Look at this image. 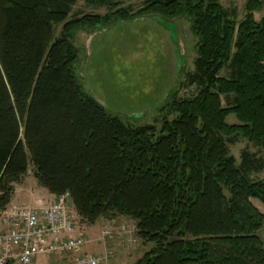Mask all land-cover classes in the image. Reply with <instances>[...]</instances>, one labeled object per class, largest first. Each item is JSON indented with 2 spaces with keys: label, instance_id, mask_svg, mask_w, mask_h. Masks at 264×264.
I'll use <instances>...</instances> for the list:
<instances>
[{
  "label": "trees",
  "instance_id": "1",
  "mask_svg": "<svg viewBox=\"0 0 264 264\" xmlns=\"http://www.w3.org/2000/svg\"><path fill=\"white\" fill-rule=\"evenodd\" d=\"M130 1L85 0L108 14L68 20L78 0H0V207L32 166L51 195L70 193L81 222L133 218L137 238L153 244L135 264H264L254 202L264 206V180L250 177L264 157L244 150L238 164L229 150L264 148L263 0H247L240 23L219 0L146 3L139 13L189 19L198 41L186 81L198 93L173 97L160 125L141 126L84 92L70 37L129 18Z\"/></svg>",
  "mask_w": 264,
  "mask_h": 264
},
{
  "label": "rangeland",
  "instance_id": "2",
  "mask_svg": "<svg viewBox=\"0 0 264 264\" xmlns=\"http://www.w3.org/2000/svg\"><path fill=\"white\" fill-rule=\"evenodd\" d=\"M148 1L132 0L124 3L122 7L131 13L129 18L111 19L110 22L96 28L79 26L70 34L71 42L78 52L74 69L84 92L98 102L101 101L102 103H99L110 115L117 116L126 124L133 126L160 125L165 117L167 105L173 101V97L189 99L198 93V87L190 86L186 81L188 73L194 72L195 69L198 41L191 30L189 19L186 17L159 19L161 16L158 14L139 13ZM219 2L226 10H236L237 23L244 19L247 13V0ZM108 12L106 8H94L88 6L85 0H78L68 20L84 15L103 17ZM255 18L258 21L264 18V4L263 10L255 13ZM62 27L63 25L55 27V38L61 36ZM228 74L229 70L222 72V75ZM223 103L227 105L225 98ZM227 122L236 124L237 119L230 115ZM229 150L238 164L244 150L264 157V148H255L246 141L230 145ZM250 177L255 181L264 180V170L251 173ZM18 185L31 197L29 204L36 199L49 197L47 193L41 194V186L34 176L32 166ZM254 202L264 212V206L258 201ZM122 218L125 221H121L120 224L129 221L127 225H123L127 231L125 238L116 232L114 234L116 231L114 223L117 224L119 221L112 224L100 221L101 223L94 226L96 231L87 235L83 222L78 219L76 232L79 230L84 232L89 242L69 256L94 254L102 258L99 264H118L121 258H128L129 253L134 251L127 246L128 240L136 245L134 247L137 252H141L139 247L142 241L136 236L135 220L129 216ZM107 231L110 233L106 234ZM259 235L264 241V225ZM134 239H138L139 243L135 244ZM106 241L107 249L104 247ZM152 247V243L147 245L148 250Z\"/></svg>",
  "mask_w": 264,
  "mask_h": 264
},
{
  "label": "built area",
  "instance_id": "3",
  "mask_svg": "<svg viewBox=\"0 0 264 264\" xmlns=\"http://www.w3.org/2000/svg\"><path fill=\"white\" fill-rule=\"evenodd\" d=\"M78 219L68 192L0 207V264H99L97 255L69 256L89 242L76 234Z\"/></svg>",
  "mask_w": 264,
  "mask_h": 264
},
{
  "label": "crops",
  "instance_id": "4",
  "mask_svg": "<svg viewBox=\"0 0 264 264\" xmlns=\"http://www.w3.org/2000/svg\"><path fill=\"white\" fill-rule=\"evenodd\" d=\"M100 103H102L101 101H99ZM19 183H17V184H15V192H14V194H13V197H12V200H11V203H13V204H18V205H26V204H29V202H31V197L28 195V193H27V191L25 192V191H23V190H21V188H20V186L18 185ZM45 193H47V195L48 196H52L51 194H49V192L46 190V189H44V188H42L41 187V194H45ZM21 198H26V200H21ZM122 217H124V216H116V217H114V218H111L110 220L109 219H107V218H105V219H99L96 223H94V224H88L87 225V223H83L84 224V229H86V232L88 233L87 235H89V234H93L95 231H96V229L94 228V226L97 224V223H101L100 221H104V222H106V223H108V224H112V223H114L115 221H119V222H117V224H115L114 223V229L116 230V231H114V234H115V232L117 233V234H120L121 235V237L122 238H125L126 236H127V234H126V229H124V227L125 226H123V225H125L126 223H128L129 221H127L126 223H122V224H120L121 223V221H125V220H122L123 218ZM127 225V224H126ZM87 227V228H86ZM79 231H77L76 232V234L78 233ZM126 242V241H125ZM133 242H135V244H137V243H139V240L138 239H134L133 240ZM126 244H128L127 246L128 247H131V248H129L130 250H134V251H131L130 253H129V257L128 258H121L117 263L118 264H135L136 263V261L145 253V252H147L148 251V249H147V245L148 244H146V243H144V242H141V247H139V249H141V252H137V249H135V247L134 246H136V245H134L132 242H131V240H128L127 242H126ZM105 245H106V247L108 248V245H107V241L106 242H104V247H105ZM105 247V248H106ZM106 248V249H107ZM83 255H94V254H86V253H84ZM101 255V254H100ZM99 256V255H98Z\"/></svg>",
  "mask_w": 264,
  "mask_h": 264
},
{
  "label": "water",
  "instance_id": "5",
  "mask_svg": "<svg viewBox=\"0 0 264 264\" xmlns=\"http://www.w3.org/2000/svg\"><path fill=\"white\" fill-rule=\"evenodd\" d=\"M159 19H160V17H159ZM162 19V18H161Z\"/></svg>",
  "mask_w": 264,
  "mask_h": 264
}]
</instances>
